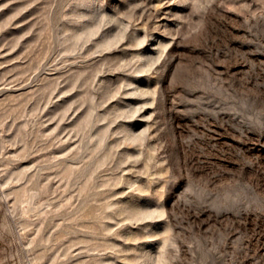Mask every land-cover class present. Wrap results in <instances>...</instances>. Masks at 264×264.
Returning a JSON list of instances; mask_svg holds the SVG:
<instances>
[{
    "label": "rangeland",
    "instance_id": "374dc122",
    "mask_svg": "<svg viewBox=\"0 0 264 264\" xmlns=\"http://www.w3.org/2000/svg\"><path fill=\"white\" fill-rule=\"evenodd\" d=\"M0 264H264V0H0Z\"/></svg>",
    "mask_w": 264,
    "mask_h": 264
}]
</instances>
